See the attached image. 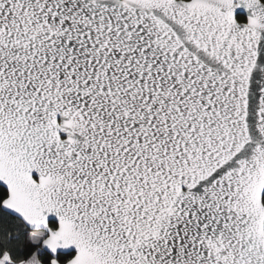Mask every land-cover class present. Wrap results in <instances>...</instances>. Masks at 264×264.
Masks as SVG:
<instances>
[{"label": "snow or ice", "instance_id": "6c2138e0", "mask_svg": "<svg viewBox=\"0 0 264 264\" xmlns=\"http://www.w3.org/2000/svg\"><path fill=\"white\" fill-rule=\"evenodd\" d=\"M0 264H264V0H0Z\"/></svg>", "mask_w": 264, "mask_h": 264}]
</instances>
